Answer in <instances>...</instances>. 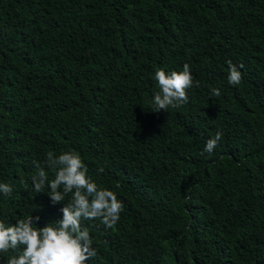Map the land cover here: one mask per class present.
<instances>
[{"label":"trees","instance_id":"1","mask_svg":"<svg viewBox=\"0 0 264 264\" xmlns=\"http://www.w3.org/2000/svg\"><path fill=\"white\" fill-rule=\"evenodd\" d=\"M186 63L188 102L156 112L155 72ZM49 152L78 154L123 206L113 228L81 220L84 264H264V0H0L6 224L62 219L72 195L32 183L33 161L54 178Z\"/></svg>","mask_w":264,"mask_h":264},{"label":"clouds","instance_id":"2","mask_svg":"<svg viewBox=\"0 0 264 264\" xmlns=\"http://www.w3.org/2000/svg\"><path fill=\"white\" fill-rule=\"evenodd\" d=\"M227 64L229 84L239 85L242 73L231 61ZM155 80L160 89L153 100L156 112L188 102L186 90L193 86V77L187 63L181 72L166 74L163 69L156 71ZM196 86L199 87L198 82ZM212 94L220 96L218 89H213ZM221 139L222 133L217 131L215 137L207 141L204 151L212 153ZM33 163L37 168L32 177L34 190L40 193L47 184L50 189L47 195L53 205L61 204L68 194L72 195L71 201L60 209L63 215L56 222V227L38 228L39 216H29L15 224L0 220V253L15 252L23 246L22 253L9 258L7 264H84L97 253L91 247L89 231L82 228L81 220L100 219L104 226L113 228L120 219L122 203L112 191L98 189L96 183L88 178V169L80 156L74 152L58 157H54L52 152L47 154V167L55 174L51 180L39 163ZM99 171L104 170L101 168ZM12 191L9 184L0 183V193L10 197Z\"/></svg>","mask_w":264,"mask_h":264}]
</instances>
